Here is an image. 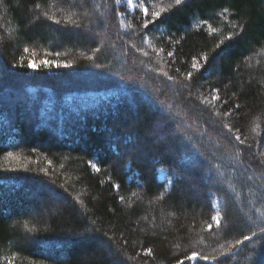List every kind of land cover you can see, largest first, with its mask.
<instances>
[{
	"label": "trees",
	"instance_id": "obj_1",
	"mask_svg": "<svg viewBox=\"0 0 264 264\" xmlns=\"http://www.w3.org/2000/svg\"><path fill=\"white\" fill-rule=\"evenodd\" d=\"M146 2L0 0V264H264V0Z\"/></svg>",
	"mask_w": 264,
	"mask_h": 264
},
{
	"label": "snow or ice",
	"instance_id": "obj_2",
	"mask_svg": "<svg viewBox=\"0 0 264 264\" xmlns=\"http://www.w3.org/2000/svg\"><path fill=\"white\" fill-rule=\"evenodd\" d=\"M120 3H121V0H115V4L118 5V4H120ZM126 3H127V5H128V7L133 8V9H138V10L142 13V15H143V24H142V27H143L144 29H148V27H149L150 25H153V24L159 22V19L161 18V16L169 10L168 8L160 7V6H157L155 9H152V8H150V6H149V4L146 2V0H138L137 3H134V0H126ZM183 3H184V0H174V3H173L172 5H170L169 7L180 6V5H182ZM35 7L38 9V8L40 7V5H39V4H36ZM228 11H229L228 8H224L223 11L220 13V15L223 16L224 19H227V16H226L225 14H226ZM44 15L47 16L48 14H47V13H44ZM114 15L117 16V17H119V16H122L123 14L120 13V12H114ZM148 17H151V19H149ZM49 18H50V19H53L54 22L57 23V24L60 23V21L57 20V19H55L54 17H49ZM121 23H122V21H121ZM201 23H202V24H207V21H202ZM73 27H75V28H81L82 25L74 23V24H73ZM198 27H199V25H198ZM208 27H209V31H210L211 33H217V29H216V28L211 27V25H208ZM236 27H239V26H238V25H233V28H236ZM234 35H235V32H229V33H228V36L225 37L224 39H225V40H230ZM169 39H170V41H171V38H169ZM223 43H224V40H221V42H220L219 44H217L216 47H217V48H220V47H221V44H223ZM23 51H24V53L27 54V53L29 52V48L25 47V48L23 49ZM95 51L99 52L100 49L97 48V49H95ZM138 51H140V50H138ZM159 51H164V49H160ZM145 55H147V53H145ZM167 55H168L169 57H174L175 54H174V52L169 51V52L167 53ZM89 59H91V57H90ZM200 59H202V60H204V61L206 62V61L208 60V56H207V54L202 55V57H201ZM24 61H25V56H21V57H20V66H24ZM54 63H55L54 61H49V60H43V61H41V64H43V66H45V67L51 66V65L54 64ZM26 66H27L28 68H37L39 65H38L37 63H35V62L28 61V63H27ZM56 66L59 67L60 65L57 64ZM64 66H68V65H64ZM97 66L99 67L100 65H97ZM191 67H192V69H194V70H199V69L202 67V65H201V63L199 62V60H198L196 57H193V58H192V64H191ZM163 75L166 76L169 80L172 79V77L168 76L167 72H164ZM192 76H193V73H192L191 71L187 73V78H188L189 80L192 78ZM219 99H220V97H219L218 90L215 89V88H213V89L210 90V99H209V97L205 96V97L202 98L201 102H202L203 104H205V105H212V106L214 107V106H215V105H214V102L217 101V100H219ZM235 107H236V108H239L240 105L237 104V105H235ZM214 115H215L216 117H220V116H221V113H220L219 111H216V112L214 113ZM223 115L227 116V115H229V113H224ZM154 127H155L159 132H161V133L164 132V128H165V125H164V124H162V123H160V122H157V123L154 125ZM218 133L221 134V135H223L224 138L228 139L229 136H230V134L232 133V128H231V126H229L228 124H224V125L222 126L221 129H218ZM165 135H166V133H165ZM234 139H235V142H236L237 144H239V145H243V144H244V140L241 139V136H240L239 134H236V135L234 136ZM133 148H136V144H135V143L133 144ZM136 151L139 152L140 150H139L138 148H136ZM131 154H132V153H130V152H126V153H125V155H131ZM49 164H51V161H49ZM88 164L90 165V167H91L93 170H95V171H97V172L100 171V168L98 167V165H97L96 163L92 162L91 160L88 162ZM259 166H260V167H264V160L259 161ZM42 171H44V170H42ZM46 174H47V173H46ZM168 183H169V185H171V184L173 183V180L170 179V180L168 181ZM113 187H114L117 191L120 190V185H113ZM135 195H136V194L133 193V196H135ZM160 198H161V199L164 198V194H163V193H161ZM74 199H77V200H78V198H74ZM120 200H121V202H123V201H124V197L121 196V197H120ZM70 203H71V202H70ZM81 203H82V202H81ZM211 219H212L217 225H219L220 222H221V214H220L219 212H217L214 216L211 217ZM93 223H94V222H93ZM208 228L211 229V228H212V225L209 224V225H208ZM259 232H260V233H264V227L260 228V229H259ZM256 235H257V233H256L255 231H253V232L251 233L250 236H249V235H245V236H243L242 240H240V239L236 240V241H235V244H233L232 246H230V247L227 249V252H231L233 247H236V246L242 244L243 241H247V240L252 239V237H254V236H256ZM144 253H145V255L151 256V255H152V249H151V248L144 249ZM226 254H227V253H222L221 255H226ZM197 258H198V257H197V255H196L195 253H194L192 256L187 257V259H189V260H195V259H197ZM199 259H201V260L216 261V260L218 259V257H217V256H203V257H199ZM8 264H13V261H12V260H9V261H8ZM177 264H183V261L180 260V261L177 262Z\"/></svg>",
	"mask_w": 264,
	"mask_h": 264
},
{
	"label": "rangeland",
	"instance_id": "obj_3",
	"mask_svg": "<svg viewBox=\"0 0 264 264\" xmlns=\"http://www.w3.org/2000/svg\"><path fill=\"white\" fill-rule=\"evenodd\" d=\"M122 1L125 3V5L127 6L128 9H133V8L128 7V5H127V3H126V0H122ZM134 3H136V0H134ZM162 175H163V174H161V176H160L161 179H162Z\"/></svg>",
	"mask_w": 264,
	"mask_h": 264
},
{
	"label": "water",
	"instance_id": "obj_4",
	"mask_svg": "<svg viewBox=\"0 0 264 264\" xmlns=\"http://www.w3.org/2000/svg\"><path fill=\"white\" fill-rule=\"evenodd\" d=\"M196 260V259H195ZM195 260H192V263L195 261ZM202 261H205V262H211L210 260H202ZM191 263V264H192Z\"/></svg>",
	"mask_w": 264,
	"mask_h": 264
}]
</instances>
